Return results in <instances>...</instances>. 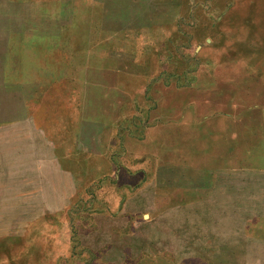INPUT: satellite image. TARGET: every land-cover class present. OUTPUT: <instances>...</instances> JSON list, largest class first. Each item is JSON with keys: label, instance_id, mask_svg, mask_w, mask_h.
<instances>
[{"label": "rangeland", "instance_id": "obj_1", "mask_svg": "<svg viewBox=\"0 0 264 264\" xmlns=\"http://www.w3.org/2000/svg\"><path fill=\"white\" fill-rule=\"evenodd\" d=\"M0 264H264V0H0Z\"/></svg>", "mask_w": 264, "mask_h": 264}]
</instances>
